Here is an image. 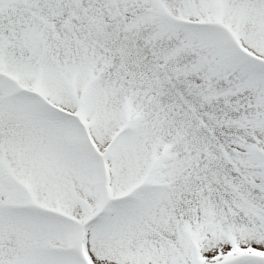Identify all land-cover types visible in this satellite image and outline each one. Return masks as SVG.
<instances>
[{
    "label": "snow or ice",
    "instance_id": "1",
    "mask_svg": "<svg viewBox=\"0 0 264 264\" xmlns=\"http://www.w3.org/2000/svg\"><path fill=\"white\" fill-rule=\"evenodd\" d=\"M0 264H264V0H0Z\"/></svg>",
    "mask_w": 264,
    "mask_h": 264
}]
</instances>
